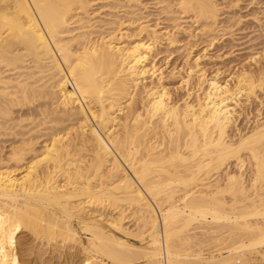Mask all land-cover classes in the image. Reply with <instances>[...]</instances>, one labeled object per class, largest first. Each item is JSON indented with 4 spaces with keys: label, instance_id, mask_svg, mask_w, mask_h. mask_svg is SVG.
<instances>
[{
    "label": "bare ground",
    "instance_id": "6f19581e",
    "mask_svg": "<svg viewBox=\"0 0 264 264\" xmlns=\"http://www.w3.org/2000/svg\"><path fill=\"white\" fill-rule=\"evenodd\" d=\"M92 1L0 0V129L21 135L14 109L50 106L28 118L42 149L25 136L9 147L16 168L0 167V264H22L28 237L52 252L70 244L79 264H250L252 253L264 264V97L245 130L228 104L264 96V73L242 70L232 86L195 74L194 100H172L143 83L157 40L121 45ZM157 3L207 27L217 15L215 0Z\"/></svg>",
    "mask_w": 264,
    "mask_h": 264
},
{
    "label": "rangeland",
    "instance_id": "374dc122",
    "mask_svg": "<svg viewBox=\"0 0 264 264\" xmlns=\"http://www.w3.org/2000/svg\"><path fill=\"white\" fill-rule=\"evenodd\" d=\"M215 3L216 5L218 4L217 15L215 22L211 25L212 28L207 27L203 21H200L202 23L192 22V19L186 15L167 14L165 11L162 12L163 10L160 11L164 3L159 4L157 0H137L135 4L133 2L127 4L125 1L117 0H93L89 11L90 13L93 12L91 16L95 17L93 21L96 25L105 23V20L115 21L111 25L103 24L101 28L104 30L114 29L113 35L119 38L121 45H133L138 43V41L139 44H141L140 41L144 44L147 40V45H152V47H150V51L144 52L145 68L149 71L145 74L143 83L147 86H149L151 81L155 86L160 84L159 86L162 85L171 94L172 100L181 102L184 98H187V101H189L188 99L192 101L193 97L194 100V95L190 92L195 91L196 75L198 76L200 73L207 79L215 78L222 85L228 83L229 86L233 85L236 75L242 70L251 71L257 77L264 73V0H215ZM144 27L150 30L145 29L148 30L145 31ZM146 32L150 34L147 35L148 33L146 34ZM165 33L166 36L164 35ZM171 35H174L173 37L175 38H171ZM150 37L153 41L157 40L156 42L158 43L153 42ZM169 38H171V41L168 40ZM173 40L175 43H173ZM150 42L153 43L151 44ZM189 74L196 75L193 77ZM148 75L149 77H147ZM182 76L185 79H182ZM158 77L162 79L159 78V81ZM188 78H191V81H193L192 78H195L193 83L189 79L190 84L188 85L191 90H189V86L187 88V85H183V82L181 83V79L183 81ZM156 79L161 83L155 82ZM204 85L202 86L203 88H205ZM185 91H189L190 95L188 96ZM255 95L256 98L253 97L249 101L245 99L244 95L238 96L239 104L237 106L235 105V100L228 102L230 108L234 107L237 112L241 110L239 112L241 115L236 121V125L241 130H245V126L247 128L251 126L256 119L257 110L259 109L258 101L264 96L259 97L262 94L259 91L257 92V90ZM34 104L35 107L37 106L36 108L34 106H26L21 108V110H18V108L14 109V121L19 122L21 119L23 121H20V128L17 127L13 131L22 132L24 136L22 134V136L20 134L16 136L6 135L3 133L9 132V130L0 129V167H3V169L7 168V164L11 165L8 168H16L15 163L8 160V152L11 148L10 146L13 147L20 143L21 138L25 139L27 137V139L30 138L29 140L32 138V144L34 143L32 147L37 152L42 149L44 142H46L47 136L45 132L36 130L37 128H34V125L29 123L28 118H31V115L32 118H38L39 108L48 107L49 100L43 99ZM262 110L264 109L262 108ZM66 124L67 122H64L60 125L65 128ZM233 133V131H230V134ZM36 151L35 153H37ZM31 156L26 160V155L25 161L28 162L32 158ZM25 161L19 164L21 165L20 167L17 166L19 169L17 172H21L24 169L25 165L23 163H27ZM230 169H235L233 164H231ZM105 212L104 214L107 217H115L117 215L115 211L112 213L109 211ZM123 224L126 227H130V229L133 228V222L129 218H125ZM28 240L33 248L31 251H33L28 256L22 255L24 260L22 264H79L82 259V255L76 248L70 247V244H67L68 248H62L60 252H52L46 246L44 248L39 247L40 245L38 246L36 241L31 240L30 237H28ZM129 241L138 244L136 237L130 236ZM225 250L221 249L222 254L226 253ZM19 251L21 252L22 249L20 248ZM247 257H251L253 260H250V264H259L263 261H260V255H255V253ZM139 260L141 259L135 260L136 264H144ZM260 264H263V262Z\"/></svg>",
    "mask_w": 264,
    "mask_h": 264
}]
</instances>
